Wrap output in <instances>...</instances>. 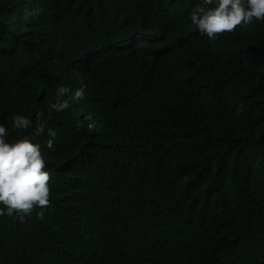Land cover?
Returning a JSON list of instances; mask_svg holds the SVG:
<instances>
[{
    "label": "trees",
    "instance_id": "trees-1",
    "mask_svg": "<svg viewBox=\"0 0 264 264\" xmlns=\"http://www.w3.org/2000/svg\"><path fill=\"white\" fill-rule=\"evenodd\" d=\"M198 5L0 0V123L85 88L34 138L50 203L0 216V264H264V21L209 40Z\"/></svg>",
    "mask_w": 264,
    "mask_h": 264
},
{
    "label": "clouds",
    "instance_id": "clouds-1",
    "mask_svg": "<svg viewBox=\"0 0 264 264\" xmlns=\"http://www.w3.org/2000/svg\"><path fill=\"white\" fill-rule=\"evenodd\" d=\"M189 20L199 34L214 40L221 33L233 32L238 25L264 21V0H200V5L189 13ZM66 94H70L72 101H80L85 96L84 85L72 90L58 85L55 102L37 110L34 119L12 115L10 129L0 123V216L16 215L23 220L34 209H40L37 215H41L49 205V173L41 145L33 141L35 136L45 133L49 138L44 141V148H54L57 133L53 128L45 129V122L53 112L63 113L70 107ZM85 120L89 121L87 128L94 129L96 121L90 114ZM10 133H16L15 137Z\"/></svg>",
    "mask_w": 264,
    "mask_h": 264
}]
</instances>
